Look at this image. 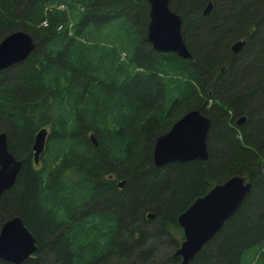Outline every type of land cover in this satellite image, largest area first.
I'll use <instances>...</instances> for the list:
<instances>
[{"label": "trees", "instance_id": "trees-1", "mask_svg": "<svg viewBox=\"0 0 264 264\" xmlns=\"http://www.w3.org/2000/svg\"><path fill=\"white\" fill-rule=\"evenodd\" d=\"M169 8L190 58L152 49L146 0H0V41L22 30L35 44L0 71V133L22 160L0 226L21 217L37 246L21 264H46L45 249L50 264H178L177 216L234 175L250 192L188 264H264V0ZM193 109L211 122L207 161L156 167L155 139Z\"/></svg>", "mask_w": 264, "mask_h": 264}, {"label": "water", "instance_id": "water-1", "mask_svg": "<svg viewBox=\"0 0 264 264\" xmlns=\"http://www.w3.org/2000/svg\"><path fill=\"white\" fill-rule=\"evenodd\" d=\"M170 0H146L148 3V23L146 39L157 52L174 53L181 58H190L182 35L180 16L169 8ZM209 2L203 14L211 9ZM244 40L232 44L233 53L239 52ZM32 37L25 31L18 30L7 34L0 41V71L22 62L34 48ZM245 116L236 119L240 126ZM210 120L198 109L189 110L177 119L171 128L159 135L152 149V161L156 167H163L174 162H189L208 159L206 146ZM47 129H39L34 136L32 153L34 164L39 163L45 148ZM90 141L96 145L93 134ZM22 160L11 153L7 145L6 132L0 133V197L13 186ZM122 186V181L119 183ZM251 190V183L245 177L234 175L226 181L215 184L204 195L195 198L176 218L183 233V240L174 252L180 258L178 264H188L222 228L239 208ZM154 217L147 212L146 219ZM37 246L35 238L19 216H13L0 226V260L11 264H21L32 257Z\"/></svg>", "mask_w": 264, "mask_h": 264}, {"label": "rangeland", "instance_id": "rangeland-1", "mask_svg": "<svg viewBox=\"0 0 264 264\" xmlns=\"http://www.w3.org/2000/svg\"><path fill=\"white\" fill-rule=\"evenodd\" d=\"M121 182V181H120ZM148 212H151V211H148ZM147 213V212H146ZM146 213H145V215H146ZM150 229V230H149ZM149 231H152L153 230V226H150L149 227ZM175 236H176V234H175ZM177 237V236H176ZM179 237V243L181 242V239H180V236H178ZM159 250H161L160 251V253H157V255H156V258H157V256H159V257H162L163 255H162V251L163 252H166V249L165 248H163V246L162 245H160V246H158V251ZM42 259H43V261L44 262H46L47 260H48V262L46 263V264H50L49 263V261H50V259H51V254L48 252V250L47 249H45V251L43 252V254H42ZM131 262H132V260H131ZM121 264V263H120Z\"/></svg>", "mask_w": 264, "mask_h": 264}, {"label": "flooded vegetation", "instance_id": "flooded-vegetation-1", "mask_svg": "<svg viewBox=\"0 0 264 264\" xmlns=\"http://www.w3.org/2000/svg\"><path fill=\"white\" fill-rule=\"evenodd\" d=\"M39 164V163H38ZM183 240V233H182V239H181V241ZM180 244V243H179Z\"/></svg>", "mask_w": 264, "mask_h": 264}]
</instances>
